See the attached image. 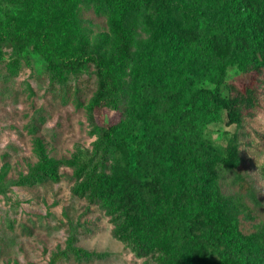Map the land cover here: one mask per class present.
Returning <instances> with one entry per match:
<instances>
[{"label":"rangeland","instance_id":"rangeland-1","mask_svg":"<svg viewBox=\"0 0 264 264\" xmlns=\"http://www.w3.org/2000/svg\"><path fill=\"white\" fill-rule=\"evenodd\" d=\"M170 1L172 11L162 18L193 25L205 37L224 22L234 27L231 17L224 18L222 0ZM104 4L113 16L121 17L129 32L133 59L125 60L121 68L122 88L114 92L108 107L96 110L98 124L122 119L127 123L128 109L154 75L164 78L166 92L181 93L179 109L187 107L198 91L228 96L229 83L247 80L245 69L254 54L238 36L230 55L215 58L205 43L183 42L165 33L159 22L145 25L140 0H104ZM239 7L238 16L251 15L252 10ZM46 11L53 15L61 55L81 54L84 64L55 75L48 58L33 44L18 46L10 38L0 43V264H167L169 256L137 240L124 217L92 200L98 176L112 173L118 163L112 145L89 120L98 91L97 58L116 55L118 39L111 16L86 0H71L66 6L53 0H0V32L10 28L24 33L42 25ZM261 79L260 106L242 124H229L226 111H221L200 136L211 156L223 158L230 145H238V169L221 171L214 186L242 201L237 211L248 230L264 227V73ZM142 134L141 125L132 130V146ZM43 156L55 163L58 177L32 183ZM236 174L242 176L243 185L235 181ZM248 186L254 198L247 194ZM176 187L178 194L197 189L187 173ZM167 189L171 191L169 185ZM183 205L185 218L196 210L191 199ZM200 232L215 235L210 226ZM78 249L105 256L80 261Z\"/></svg>","mask_w":264,"mask_h":264},{"label":"trees","instance_id":"trees-1","mask_svg":"<svg viewBox=\"0 0 264 264\" xmlns=\"http://www.w3.org/2000/svg\"><path fill=\"white\" fill-rule=\"evenodd\" d=\"M70 1L53 0V3L66 6ZM86 1L94 2L98 11L111 16L112 29L118 39L115 56L97 58L98 91L89 107L91 125L112 145L118 163L112 173L98 176L92 200L110 214L124 217L137 240L169 256L167 264H264V227L248 230L237 211L242 201L225 196L214 186L221 171L238 169V145H230L227 155L221 158L211 156V149L200 140L202 128L218 120L221 111H226L229 124L240 125L251 110L260 106L264 73V0H222L224 18L225 15L231 17L234 27L230 29L224 22L206 37L193 25L183 26L173 18H162L163 13L169 15L172 11L170 0H140L143 22L147 26L159 22L165 33L183 42L205 43L215 58L230 55L238 36L251 46L254 55L245 69L247 80L229 83L228 96L213 90L198 91L182 109L176 107L181 93L166 92L164 78L159 80L154 75L155 80L128 109L129 121L126 123L122 119L111 125L98 124L96 110L108 107L114 92L122 88L121 68L125 60L133 59L130 35L121 17L113 16L104 0ZM239 6L252 10L251 15L238 16ZM121 8L122 5H118V9ZM52 21L53 15L46 11L42 25L28 28L24 33L5 28L0 32V43L10 38L18 46L33 44L48 58L55 75L83 65L81 54L76 58L61 55ZM138 125L143 134L132 146L130 136ZM122 127H125L123 131ZM42 161V166L32 176V183L58 177L55 163L47 156H43ZM186 173L197 189H183L178 194L177 182ZM241 179L242 176L236 174L235 181L240 180L239 184L243 185ZM246 192L254 198L250 186ZM189 199L196 203V210L185 218L183 204ZM205 226L213 227L215 235L202 234L200 231ZM75 253L80 261L105 256L79 249Z\"/></svg>","mask_w":264,"mask_h":264}]
</instances>
